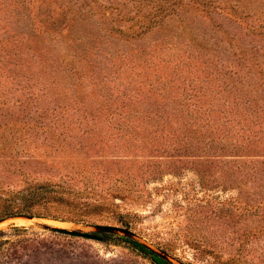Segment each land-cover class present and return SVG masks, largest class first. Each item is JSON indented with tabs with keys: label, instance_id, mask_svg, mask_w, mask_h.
<instances>
[{
	"label": "rangeland",
	"instance_id": "obj_1",
	"mask_svg": "<svg viewBox=\"0 0 264 264\" xmlns=\"http://www.w3.org/2000/svg\"><path fill=\"white\" fill-rule=\"evenodd\" d=\"M44 184L100 206L0 223L40 234L42 264H155L49 219L174 264H264V0H0V195Z\"/></svg>",
	"mask_w": 264,
	"mask_h": 264
},
{
	"label": "trees",
	"instance_id": "obj_2",
	"mask_svg": "<svg viewBox=\"0 0 264 264\" xmlns=\"http://www.w3.org/2000/svg\"><path fill=\"white\" fill-rule=\"evenodd\" d=\"M59 206H64V208L60 210ZM98 206H100V204L88 198H84L79 192L66 191L62 188L44 184L31 188L27 194H23L22 196H10L6 198L0 195V220L31 216L85 221L89 217L87 212L88 208L95 209ZM42 210H46L47 212H41ZM53 211L61 212H58L59 214L56 215L49 214L53 213ZM8 230L12 231L13 235H5L6 230H0V250L4 251L6 255L11 256L14 264H33V259H27L29 255H33L34 257L32 258L34 259L39 258L37 264H42L43 260L39 256L45 255V252L42 251L43 249H47L48 245L44 243V239L40 238V234L36 233L32 227L15 224L10 226ZM125 239L128 240L136 250L144 256L149 257L155 264H174L143 243L132 238L125 237Z\"/></svg>",
	"mask_w": 264,
	"mask_h": 264
},
{
	"label": "water",
	"instance_id": "obj_3",
	"mask_svg": "<svg viewBox=\"0 0 264 264\" xmlns=\"http://www.w3.org/2000/svg\"><path fill=\"white\" fill-rule=\"evenodd\" d=\"M21 217L22 218H28V219L33 218L31 216H21ZM15 218H17V217H15ZM4 220H0V223L3 222ZM15 225H17V224H15ZM45 229L50 230L52 232L59 233V234H64V235H69V236H74V237H79V238H85V239H92V240H101V237L99 235H97V233H113V234L121 233L127 237L132 238V239L135 238V233L133 231H131L130 229L125 228V227H121V226H113V225H95V232L82 231L80 229H71V228L62 227V226H55V225L50 226L49 224H47L45 226ZM137 241H139V240H137ZM139 242H141V241H139ZM152 250L155 251L160 256H162L163 258L170 260L168 255L165 254L164 252L156 251L154 249H152Z\"/></svg>",
	"mask_w": 264,
	"mask_h": 264
},
{
	"label": "bare ground",
	"instance_id": "obj_4",
	"mask_svg": "<svg viewBox=\"0 0 264 264\" xmlns=\"http://www.w3.org/2000/svg\"><path fill=\"white\" fill-rule=\"evenodd\" d=\"M47 222L50 223L51 225L68 227V225L66 223H63V222H60V221H57V220L49 219V220H47Z\"/></svg>",
	"mask_w": 264,
	"mask_h": 264
}]
</instances>
